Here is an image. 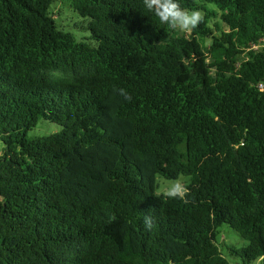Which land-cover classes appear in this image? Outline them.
<instances>
[{"label":"trees","instance_id":"trees-1","mask_svg":"<svg viewBox=\"0 0 264 264\" xmlns=\"http://www.w3.org/2000/svg\"><path fill=\"white\" fill-rule=\"evenodd\" d=\"M57 1L0 0V264H264V0Z\"/></svg>","mask_w":264,"mask_h":264},{"label":"clouds","instance_id":"clouds-1","mask_svg":"<svg viewBox=\"0 0 264 264\" xmlns=\"http://www.w3.org/2000/svg\"><path fill=\"white\" fill-rule=\"evenodd\" d=\"M144 7L153 13L162 24H166L172 30L187 32L195 29L204 20L199 10H186L181 7L179 0H143ZM186 183L177 179L169 184L165 195L170 199H180L186 202L188 195ZM147 228H151V219L145 218Z\"/></svg>","mask_w":264,"mask_h":264},{"label":"rangeland","instance_id":"rangeland-1","mask_svg":"<svg viewBox=\"0 0 264 264\" xmlns=\"http://www.w3.org/2000/svg\"><path fill=\"white\" fill-rule=\"evenodd\" d=\"M52 14L56 19L57 23L64 28H74V23L80 21L79 16L66 4V0L64 1H57L51 7ZM79 31H83L79 29ZM189 32V31H187ZM264 41V40H263ZM46 129V131H44ZM59 126L50 123L48 121H41L35 129H32L29 132V135H36V134H44V133H51L55 130H58ZM2 148V142L0 140V151ZM177 179H180L182 182L187 183L189 181L188 176L180 175ZM175 179V180H177ZM175 180L172 179H165L163 177L157 176L156 178V193H165L169 184ZM217 241L222 244V250L224 254L230 259V255L226 246H234V247H241L246 244V241L242 239L233 229L229 228L227 225H222L218 229L217 234ZM226 244V245H225ZM231 261L235 262L234 258H231ZM249 264H261L260 261H254Z\"/></svg>","mask_w":264,"mask_h":264},{"label":"water","instance_id":"water-1","mask_svg":"<svg viewBox=\"0 0 264 264\" xmlns=\"http://www.w3.org/2000/svg\"><path fill=\"white\" fill-rule=\"evenodd\" d=\"M236 264H239V263H236Z\"/></svg>","mask_w":264,"mask_h":264}]
</instances>
